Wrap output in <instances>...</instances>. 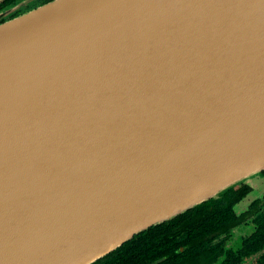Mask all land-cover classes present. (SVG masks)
<instances>
[{
  "label": "water",
  "instance_id": "95a60500",
  "mask_svg": "<svg viewBox=\"0 0 264 264\" xmlns=\"http://www.w3.org/2000/svg\"><path fill=\"white\" fill-rule=\"evenodd\" d=\"M263 171L264 0L0 25V264H94Z\"/></svg>",
  "mask_w": 264,
  "mask_h": 264
},
{
  "label": "trees",
  "instance_id": "16d2710c",
  "mask_svg": "<svg viewBox=\"0 0 264 264\" xmlns=\"http://www.w3.org/2000/svg\"><path fill=\"white\" fill-rule=\"evenodd\" d=\"M238 185L245 184L238 183L177 218L136 235L94 264H233L230 260L234 255L226 250V244L231 230L245 222L234 207L249 192ZM259 221L264 235V223ZM255 241L250 239L249 244ZM250 249L247 245L245 253ZM259 262L264 264V254Z\"/></svg>",
  "mask_w": 264,
  "mask_h": 264
},
{
  "label": "flooded vegetation",
  "instance_id": "af4514ba",
  "mask_svg": "<svg viewBox=\"0 0 264 264\" xmlns=\"http://www.w3.org/2000/svg\"><path fill=\"white\" fill-rule=\"evenodd\" d=\"M56 0H0V25L25 14H28L34 10H37L43 6L55 2ZM259 180L264 181V171L256 174ZM245 185H238L246 187L249 191L241 202H238L234 209L238 217H245V222L241 225L235 226L230 233V238L226 244V250H231L234 257L230 260L231 263L237 264L238 258L240 259L238 264H259V259L264 254V235L260 233L259 222L264 223V192L259 196L251 199L248 206L238 211L237 207L247 198L252 195L255 188L248 181L244 180ZM255 236H258L256 238ZM240 240L238 241V239ZM250 239H256L257 241L249 244ZM240 242V244H238ZM251 246V249L245 253L246 246ZM253 246V247H252ZM256 249L257 251H254ZM228 253H226L227 255Z\"/></svg>",
  "mask_w": 264,
  "mask_h": 264
},
{
  "label": "rangeland",
  "instance_id": "374dc122",
  "mask_svg": "<svg viewBox=\"0 0 264 264\" xmlns=\"http://www.w3.org/2000/svg\"><path fill=\"white\" fill-rule=\"evenodd\" d=\"M246 181H248V183H250L254 186L255 191L252 193V195H250L249 198H247L244 202H242L240 205H238V207H237L238 211L245 209L248 206V203L251 199L259 196L261 193L264 192V181L259 180V177H257V175H253L252 177L246 179ZM239 240H240V238L238 239V241ZM238 244H240V242Z\"/></svg>",
  "mask_w": 264,
  "mask_h": 264
}]
</instances>
